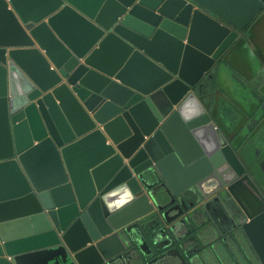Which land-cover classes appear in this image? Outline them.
<instances>
[{
	"label": "water",
	"instance_id": "obj_1",
	"mask_svg": "<svg viewBox=\"0 0 264 264\" xmlns=\"http://www.w3.org/2000/svg\"><path fill=\"white\" fill-rule=\"evenodd\" d=\"M263 20L264 0H0V264H192L227 210L264 264V193L202 88L262 69Z\"/></svg>",
	"mask_w": 264,
	"mask_h": 264
},
{
	"label": "crops",
	"instance_id": "obj_2",
	"mask_svg": "<svg viewBox=\"0 0 264 264\" xmlns=\"http://www.w3.org/2000/svg\"><path fill=\"white\" fill-rule=\"evenodd\" d=\"M211 18L214 17L211 16ZM262 27L258 30V34L264 38V24ZM206 28L201 26L198 33L202 40L207 39L208 41L212 35V29ZM240 54L241 59L247 62L245 53ZM235 63L239 67L238 72L231 75L230 70L223 69L212 76L207 75L202 88L211 94V98H215L217 108L210 105L212 109L210 113L215 124L224 133H228L234 146L244 157L245 164H248L251 175L264 189V108H261L264 105V76L259 72L249 75L247 68L250 65L242 66L237 58ZM261 70L264 71V65ZM223 109L225 114H223ZM227 112L229 116L226 115ZM241 130L246 134L236 136ZM243 139H246V149L250 147L248 153L244 151L246 149L243 150V146H240V140Z\"/></svg>",
	"mask_w": 264,
	"mask_h": 264
},
{
	"label": "flooded vegetation",
	"instance_id": "obj_3",
	"mask_svg": "<svg viewBox=\"0 0 264 264\" xmlns=\"http://www.w3.org/2000/svg\"><path fill=\"white\" fill-rule=\"evenodd\" d=\"M236 60V59H235ZM262 70H259V73L261 74ZM260 76V75H259ZM212 99V107L214 108H217L216 107V103H215V98H211ZM258 101H260V98L258 97ZM210 104V103H209ZM206 106H210V105H207ZM261 108L263 109L264 108V105L261 106ZM229 116V112H227ZM223 114L224 113V109H223ZM231 116V115H230ZM249 129H247L248 131ZM227 138L229 139V141L232 142V140L230 139V136H228V133L225 132ZM243 136L246 134L245 131L241 130V131H238L237 135L236 136ZM232 136V135H231ZM242 139V138H241ZM233 143V142H232ZM246 144V139H243V140H240V146L242 147L243 146V150L246 149L247 147L245 146ZM234 145V144H233ZM239 146V147H240ZM235 147V146H234ZM238 147V148H239ZM249 147V146H248ZM250 148V147H249ZM246 149L244 150L246 153H248V151L250 152V149ZM242 150V151H243ZM235 151L238 153L239 157L241 158V160L244 162L245 160L243 159L244 157H242L238 151V149L235 147ZM245 164V162H244ZM245 167H246V170L247 172H249V174L251 175L250 173V169H249V166L248 164H245ZM253 177V175H251ZM254 179V178H253ZM255 180V179H254ZM256 181V180H255ZM258 184V183H257ZM260 189L262 190V192L264 193V189L259 185ZM208 190H211L210 188ZM224 201H223V211H225V207H224ZM226 214H228V217H225L224 216V212H223V223L219 224V226L223 229V233L222 235L220 234L219 236L216 235V239H218L221 243H223V247L225 248V250L229 253V257L232 259V262L234 264H240L238 259L236 258L235 254H232V252L230 251L229 249V243H233L234 245H237V246H241L240 243H239V240L241 239V236L239 235V233L237 232V229H238V224L236 223V221L232 218V214L227 210L226 211ZM204 219H208V215L204 213ZM205 221V220H204ZM203 221V222H204ZM207 224H210V229L211 227H215V230L217 229L218 230V227H216L215 225L211 224V222L208 221L205 222ZM212 230V229H211ZM212 232H214L212 230ZM216 234V232H214ZM210 236V235H209ZM209 238V237H208ZM211 243H213L210 238L206 241V240H203L202 241H194V240H190L188 241V247L190 248L189 249V253H192L194 254V259H193V262L192 264H208L207 261H209V257L207 258L206 256H203L204 254H215V252L211 249ZM249 247V246H248ZM252 252V251H251ZM240 254H242L243 257H245L246 255H243V254H246L244 252H239ZM247 264H261L260 261L258 260V258L256 257V254L254 252H252V259H247Z\"/></svg>",
	"mask_w": 264,
	"mask_h": 264
},
{
	"label": "rangeland",
	"instance_id": "obj_4",
	"mask_svg": "<svg viewBox=\"0 0 264 264\" xmlns=\"http://www.w3.org/2000/svg\"><path fill=\"white\" fill-rule=\"evenodd\" d=\"M231 101H233V99H230ZM235 101V100H234ZM209 198V197H208ZM210 200V198H209ZM216 204V203H215ZM213 209V207L211 208V210ZM221 213H217V210H212L211 211V215L216 218L218 217ZM225 216V215H224ZM226 217V216H225ZM214 220V219H213ZM223 221V214H222V219H220ZM215 226L218 227V230H215V227L213 229V227H211V229L216 232V234L214 232L210 233V240L213 242L211 243V249L215 252V254H204L203 256H206L207 258L209 257V261L208 264H234L232 262V259L229 257V253L225 250V248L223 247V243H221L218 239H216V235H222L223 233V229L216 224L215 222ZM220 233V234H219ZM239 243L241 246H237L234 245L233 243H229V249L232 252V254H235L236 258L238 259L240 264H247V259H252V252L250 247H248V245L242 240H239ZM239 252H244L246 254L245 257L242 256V254H240Z\"/></svg>",
	"mask_w": 264,
	"mask_h": 264
}]
</instances>
